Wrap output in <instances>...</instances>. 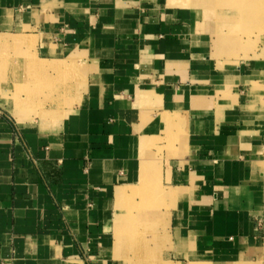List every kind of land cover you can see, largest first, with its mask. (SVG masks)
Segmentation results:
<instances>
[{
  "label": "crops",
  "instance_id": "crops-1",
  "mask_svg": "<svg viewBox=\"0 0 264 264\" xmlns=\"http://www.w3.org/2000/svg\"><path fill=\"white\" fill-rule=\"evenodd\" d=\"M210 4L0 0V264H264V37Z\"/></svg>",
  "mask_w": 264,
  "mask_h": 264
},
{
  "label": "rangeland",
  "instance_id": "rangeland-1",
  "mask_svg": "<svg viewBox=\"0 0 264 264\" xmlns=\"http://www.w3.org/2000/svg\"><path fill=\"white\" fill-rule=\"evenodd\" d=\"M198 2L205 5L211 3L209 6L215 8L217 5L220 7L225 5L230 8V11L220 10L214 12L216 22L222 26L221 30L227 38H230L231 41L241 42L246 47L247 54L264 37V0H198ZM209 14L210 12L204 13V21L208 19L207 15ZM38 80L42 83L45 81V78L40 76ZM59 83H63V77H59ZM21 93L28 97V92L23 91ZM48 94L50 92L39 91L38 99H40V103H46ZM55 94L57 95L56 100H60V95L58 96L57 92ZM149 221L150 224H153V220L147 221L138 219V217L133 222L135 234L131 246L139 249H142L144 246L147 248V251L143 252L144 256H133V262L140 263L146 261V259L149 261L151 254L159 246L157 227L148 226L150 225L148 224Z\"/></svg>",
  "mask_w": 264,
  "mask_h": 264
},
{
  "label": "built area",
  "instance_id": "built-area-1",
  "mask_svg": "<svg viewBox=\"0 0 264 264\" xmlns=\"http://www.w3.org/2000/svg\"><path fill=\"white\" fill-rule=\"evenodd\" d=\"M256 227L258 228L259 231L264 232V220L258 221L256 223Z\"/></svg>",
  "mask_w": 264,
  "mask_h": 264
},
{
  "label": "bare ground",
  "instance_id": "bare-ground-1",
  "mask_svg": "<svg viewBox=\"0 0 264 264\" xmlns=\"http://www.w3.org/2000/svg\"><path fill=\"white\" fill-rule=\"evenodd\" d=\"M28 43H30V42H28Z\"/></svg>",
  "mask_w": 264,
  "mask_h": 264
}]
</instances>
